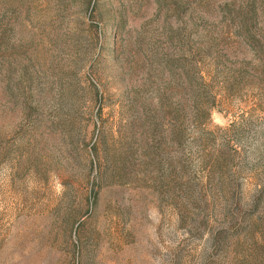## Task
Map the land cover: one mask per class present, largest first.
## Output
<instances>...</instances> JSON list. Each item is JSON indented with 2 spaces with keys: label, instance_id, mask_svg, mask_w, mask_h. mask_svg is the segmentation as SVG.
I'll return each mask as SVG.
<instances>
[{
  "label": "rangeland",
  "instance_id": "rangeland-1",
  "mask_svg": "<svg viewBox=\"0 0 264 264\" xmlns=\"http://www.w3.org/2000/svg\"><path fill=\"white\" fill-rule=\"evenodd\" d=\"M0 264H264V0H0Z\"/></svg>",
  "mask_w": 264,
  "mask_h": 264
}]
</instances>
